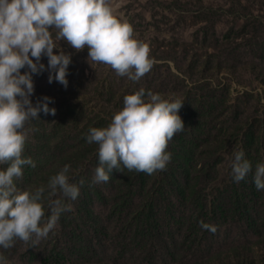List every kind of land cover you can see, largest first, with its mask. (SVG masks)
<instances>
[{
  "label": "rangeland",
  "instance_id": "rangeland-1",
  "mask_svg": "<svg viewBox=\"0 0 264 264\" xmlns=\"http://www.w3.org/2000/svg\"><path fill=\"white\" fill-rule=\"evenodd\" d=\"M113 4L134 38L148 45L153 66L132 81L102 62L91 65L87 48L57 41L72 55L69 83H49V71L34 74L33 102L52 97L57 111L26 125L23 155L36 166L24 165L15 183L34 190L65 164L73 183L85 182L46 238L35 245L17 240L0 254L8 264H264V190L242 185L264 162V0ZM141 88L184 101L185 130L166 151L173 157L191 147L190 160L181 152L186 167L176 174H168L169 163L152 174L121 165L107 182L94 183L99 146L86 142L89 129L106 127L124 97ZM234 149L253 165L240 182L231 172ZM246 200L249 212L241 213Z\"/></svg>",
  "mask_w": 264,
  "mask_h": 264
},
{
  "label": "clouds",
  "instance_id": "clouds-1",
  "mask_svg": "<svg viewBox=\"0 0 264 264\" xmlns=\"http://www.w3.org/2000/svg\"><path fill=\"white\" fill-rule=\"evenodd\" d=\"M133 32L131 24L116 16L113 0H0V165H7L0 167V248H11L17 240L35 245L46 238L60 215L71 210V201L85 182L73 183L71 165L65 164L47 184L34 190L17 188L15 180L23 176V166H36L23 155L30 131L26 125L41 112L57 111L49 106L52 97L33 102L34 74L49 71V83L68 86L72 55L57 47V41H65L77 51L87 48L91 65L102 62L117 75L138 81L154 61L148 45ZM43 57L48 58L47 65ZM183 104L179 98H164L143 88L126 95L111 122L90 128L86 136L87 143L99 146L93 182H107L121 165L147 174L165 170L172 156L166 151L168 142L185 130L179 114ZM231 172L235 182L253 172L242 149L233 151ZM253 182L258 191L264 190V162L256 164ZM0 264H8L3 254Z\"/></svg>",
  "mask_w": 264,
  "mask_h": 264
},
{
  "label": "trees",
  "instance_id": "trees-1",
  "mask_svg": "<svg viewBox=\"0 0 264 264\" xmlns=\"http://www.w3.org/2000/svg\"><path fill=\"white\" fill-rule=\"evenodd\" d=\"M181 152H185V155L186 156H188L189 157V159L187 160V161H189L190 160V155L193 153V148L191 149V147L190 148H188V149H184V148H181L180 147V149H178V152L176 153V155L175 156H173V157H171V159H172V161L171 162H169V167H170V169L168 170V174H171L172 173V171H173V173H177V171H179L178 169H175V168H180V169H182V167L183 166H185V163H186V161H182L181 160V158H182V156L183 155H181L180 156V154H181ZM168 167V168H169ZM186 167V166H185ZM167 168V169H168ZM204 168L205 167H203V170H204ZM167 171V170H166ZM176 171V172H175ZM199 172H202V169H200L199 170ZM246 183H248L249 184V186H253V188H254V182H253V180H249V181H243V183H242V185H243V188H244V185L246 184ZM179 189L182 191V193H184V195H185V191H184V188H182L181 186H179ZM252 192H253V189H252ZM245 198H246V195L243 193V197H242V200H245ZM241 200V199H240ZM240 200L239 199H237L236 198V201L237 202H240ZM236 207L238 206V205H240L239 203H235L234 204ZM240 211H241V213H248L249 211V208H248V202H247V200H246V204H242V210L241 209H239Z\"/></svg>",
  "mask_w": 264,
  "mask_h": 264
}]
</instances>
